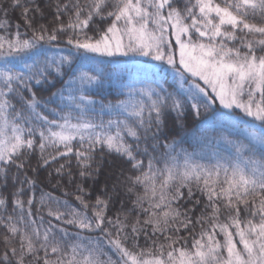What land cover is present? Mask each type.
<instances>
[{"label":"snow or ice","instance_id":"snow-or-ice-1","mask_svg":"<svg viewBox=\"0 0 264 264\" xmlns=\"http://www.w3.org/2000/svg\"><path fill=\"white\" fill-rule=\"evenodd\" d=\"M0 264H264V0H0Z\"/></svg>","mask_w":264,"mask_h":264},{"label":"trees","instance_id":"trees-1","mask_svg":"<svg viewBox=\"0 0 264 264\" xmlns=\"http://www.w3.org/2000/svg\"><path fill=\"white\" fill-rule=\"evenodd\" d=\"M11 19H12L13 23H15L17 17H16L15 15H13V16L11 17ZM45 95H46V93H45ZM61 162H63V161H61ZM74 163H75V161H74V159H73V164H74ZM29 174L31 175V173H29ZM46 175H47V172H46V171H43V172L40 173L39 180H40V181H43V182L40 184V187L43 188L45 192L51 193V195H53V196H55V197H59V198H61V199H64L65 197L63 196V192L61 191V189L53 188V187L51 186V184H49V183L47 182V180L44 179V178L46 177ZM102 180H103V177H101V181H102ZM53 183H54V181H53ZM39 195H40V190H39V188H38V189L36 190V196L39 197ZM67 198L70 199V200H73V201H74V197H71V196H70V197H67ZM93 199H94V196H93Z\"/></svg>","mask_w":264,"mask_h":264}]
</instances>
